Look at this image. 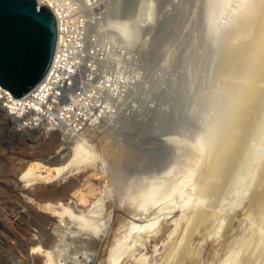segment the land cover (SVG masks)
Wrapping results in <instances>:
<instances>
[{"label":"rangeland","instance_id":"rangeland-1","mask_svg":"<svg viewBox=\"0 0 264 264\" xmlns=\"http://www.w3.org/2000/svg\"><path fill=\"white\" fill-rule=\"evenodd\" d=\"M53 1L67 21L83 28L85 64L95 66L83 83L85 93L71 103L86 120L77 130H52L41 124L23 125L4 109L0 161L13 164L3 158L4 150L43 158L55 144L67 147L82 141L88 160L77 170L96 163L97 173L92 171L78 192L85 197L82 204L77 196L67 199L71 203L64 205L69 212L61 227L50 225L38 206L21 202L11 189L5 191L8 206L0 204V264H42L41 255L30 252L36 240L53 264H136L140 257L143 264H165L182 230V217L199 200V164L189 158L194 152L203 156L225 127L233 86L242 74L227 66L224 70L222 56L227 42L241 38L231 31L252 0ZM122 22L131 27L130 39L120 37L114 26ZM256 138L246 148L252 156L264 152L263 137ZM250 168L231 179L222 207H229L243 191ZM164 176L171 178L169 191L139 204L124 197L125 186ZM63 180L64 185L45 194L66 193L75 179ZM11 204L24 207L17 222L8 215ZM113 207L120 209L118 217L111 212ZM126 220L151 227L139 230ZM112 233L128 234L129 248L116 262L108 256L111 246L105 244L115 238ZM200 246L201 264H207L212 249Z\"/></svg>","mask_w":264,"mask_h":264},{"label":"bare ground","instance_id":"bare-ground-1","mask_svg":"<svg viewBox=\"0 0 264 264\" xmlns=\"http://www.w3.org/2000/svg\"><path fill=\"white\" fill-rule=\"evenodd\" d=\"M36 2L38 5L52 9L57 16L63 17L58 4L53 0H36ZM115 25L120 29V37L125 40L130 39L131 27L127 23L122 22ZM234 25L231 33L235 38L236 35L241 36V38L237 37L238 39L233 40L231 38L232 41L227 42L222 60L223 65L225 64L224 70L227 66L231 68V71L242 75L237 77L236 83L232 80L235 83L233 86L235 95L230 102V111L228 110L229 113L225 119L226 123L225 121L222 122L225 123L223 131L220 132L211 148L207 149L203 156H201L202 153L194 152L189 158V162L193 165L194 163L199 164L200 179L197 190L199 200L188 210L187 215L182 217V230L180 233L178 232L177 242L175 241L168 251L165 264H201L202 247L200 245L202 244L203 246L206 245V248L212 249L213 252L212 255L209 254L211 259L207 260V264H264V232L261 229L264 227V152L252 156L247 153L248 149L246 150L252 138L263 137L264 139V0H252L248 11ZM38 86L43 87L41 83ZM32 95L33 90L23 99L25 100L24 105L20 103L17 106L8 99L7 93L0 86V119L2 120L1 114L4 113L5 109V113L8 115L22 119L23 125L35 124L36 118L41 119L42 117L38 114V110L34 109L37 108L35 103H31ZM25 108H28L26 112H31L29 118L24 117L28 114H23ZM81 142H76L67 147L61 143L55 144L49 155L43 158L36 155L27 156L20 150L15 151L16 156L13 158L14 153L12 152L14 151L4 150L2 152L3 158L10 160L13 164L7 166L1 163L2 160L0 161V204L8 206L5 191L11 189L21 202L34 205L32 207L36 205L41 211L47 213L48 220L51 222L50 225L61 227L68 211L64 208V205L68 203L66 202L67 199L77 196L76 199H79V204H82L83 195L78 192L89 180L90 173L97 170L96 163L94 165L90 163L88 166L86 165L87 167L77 170L82 165L80 162L88 160L82 145H80ZM188 157H186V161ZM248 167H251L250 170L253 171L246 179L243 187L241 186L243 191L240 189L229 207H222L224 204L222 196L229 188L231 179L237 175L238 171ZM66 178L75 179L71 180L72 185L66 193L61 194L57 191L58 194H52L51 191H48L49 194H45L47 190H52V187L64 185L62 182ZM170 179L164 176L162 180H153L152 178L145 184L125 186L124 197L131 204L143 203L148 198L160 194V192H166L172 185V183L169 185ZM121 199L125 200L123 197ZM127 200L126 203H128ZM118 210L120 209L113 207L111 212L117 214L118 217ZM24 212L23 205L11 204L8 215L12 221L17 222L18 217ZM126 221L129 225L131 224V227L139 230L151 227L149 223L143 225L135 224L130 220ZM73 226L75 228V225ZM127 235L120 234V237L114 236L115 238L109 240L107 239L109 237H105L107 240L104 243L106 246H111L108 256L114 262L129 248L125 242ZM33 243L34 246L31 245V249L29 248L31 254L39 253L42 264H53L49 252L36 245L37 240ZM108 256L107 260H109ZM143 261V258L140 257L136 264H143Z\"/></svg>","mask_w":264,"mask_h":264},{"label":"water","instance_id":"water-1","mask_svg":"<svg viewBox=\"0 0 264 264\" xmlns=\"http://www.w3.org/2000/svg\"><path fill=\"white\" fill-rule=\"evenodd\" d=\"M56 42L55 18L36 0H0V86L20 97L46 74Z\"/></svg>","mask_w":264,"mask_h":264},{"label":"built area","instance_id":"built-area-1","mask_svg":"<svg viewBox=\"0 0 264 264\" xmlns=\"http://www.w3.org/2000/svg\"><path fill=\"white\" fill-rule=\"evenodd\" d=\"M52 13L56 24L53 58L46 74L39 82L43 87L38 86V83L30 90H33L31 103H35L37 108L34 109L38 110V114L42 117L36 118L35 125L40 123L52 130H77L85 118L82 113L74 110L71 103L79 94L85 93L83 83L89 78L88 72L92 73L95 66L85 64L83 28L67 21L65 15L61 18L53 11ZM4 90L8 99L17 106L20 103L24 105L23 99L30 92L14 98L8 90ZM27 110L28 108L24 109V115L28 113ZM30 116L31 112L24 117Z\"/></svg>","mask_w":264,"mask_h":264}]
</instances>
